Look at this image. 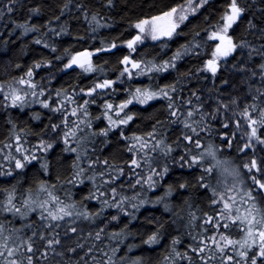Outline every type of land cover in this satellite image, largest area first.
Here are the masks:
<instances>
[{
	"label": "snow or ice",
	"instance_id": "snow-or-ice-1",
	"mask_svg": "<svg viewBox=\"0 0 264 264\" xmlns=\"http://www.w3.org/2000/svg\"><path fill=\"white\" fill-rule=\"evenodd\" d=\"M19 2L0 0L5 43L19 29L49 51L12 64L17 74L0 80L7 114H0V264H145L142 255H129L133 249L159 250L155 264H264V44L231 31L250 6L225 0L218 19L205 15L190 40L160 58L137 54L149 41L167 48L213 0H168L162 8L142 0L127 38L101 37L87 47L81 42L111 28L101 10L115 8V0H63L43 23L32 22L38 4L15 19ZM72 20L87 32L77 31L78 49L61 51L57 40L72 35ZM248 26L257 27L251 20ZM101 56L117 57L114 78L94 63ZM190 56L207 58L195 72H180L178 62ZM77 69L78 78L92 74L91 83L53 86ZM172 71V82L152 83ZM136 77L150 83L118 97L117 84ZM193 80L204 86L191 87ZM153 103L162 104L161 118H151L147 130L132 129L140 106ZM33 105L39 110L29 111ZM229 150L239 163L223 156ZM142 210L147 225L133 228Z\"/></svg>",
	"mask_w": 264,
	"mask_h": 264
},
{
	"label": "trees",
	"instance_id": "trees-1",
	"mask_svg": "<svg viewBox=\"0 0 264 264\" xmlns=\"http://www.w3.org/2000/svg\"><path fill=\"white\" fill-rule=\"evenodd\" d=\"M63 0H20V2L17 4V12L15 15V19L17 20H23L27 18L28 9L35 5H40L41 7V14L39 17L35 18L34 21L36 23H43L44 20L49 19L54 14H59V7L58 5L62 3ZM116 6L112 9H103L101 10V15H107L110 16L112 19L108 21V23L111 25V28H102L99 29L96 34V40H88L87 42H81L83 43V46L87 47L92 44H95L96 46H99L100 44V38L106 37L111 38L113 36H117L120 33H124V35L121 38H127V33L125 32V29L127 28V23L129 19L134 18L136 14L140 11L139 5L142 3V0H115ZM241 4L243 6H250L248 7V10L245 12V14L242 16L241 20L234 25L232 31V34L236 37H243L247 39L250 43L254 44L256 47H259L261 44H264V40L259 39L261 35L262 29H264V2L262 0H240ZM168 3V0H158V6L163 7L164 4ZM225 3V0H213L212 6L210 8L204 9L203 12L198 14L194 19H192L191 23L187 25L186 28L183 29L182 35L175 37L172 41H169L167 48H161L160 45L153 46V43L149 41L147 44L144 45V47L140 48V53L137 54L138 56L140 54H143L147 51L149 56H155L159 55L160 58H168L171 56V54L176 50L179 44H182L185 42L186 39H191V32L195 29L194 26L198 25L199 27L204 26V16L211 14L212 21L219 18V15L221 14L223 10V5ZM23 5V7H21ZM144 10H147V5L144 6ZM72 15H75V12L72 13ZM124 17V19H122ZM251 20L257 27L250 29L248 26V21ZM212 21H209L211 23ZM7 23V21H5ZM11 27V25H8ZM72 35H65L62 38H59L57 40V43L60 46L61 51H63L64 47H67L68 45H75L78 49L80 47V44L77 43L75 40V35L77 31L84 35L87 32V25L81 22H76L75 20H72V23L70 25ZM34 34L30 33L26 37L20 36V30L17 29L16 33L11 37V40L13 41L12 44H6L5 38L8 37V32L5 31V28L2 24H0V80H7L11 75H16L17 73L15 70L11 67L12 64L16 62H21L24 64L30 63L33 59L39 58L41 54L47 55L49 50L40 48L34 44L31 43L32 36ZM124 51H127L124 49ZM60 53H57L59 55ZM210 55V49L209 53ZM206 56H202L200 58L196 57H185L183 60L178 62L179 70L180 72L187 71L191 69L193 72H195V69L199 67L203 60L206 59ZM105 61H107V64H105ZM116 56H101L99 58L94 59V63L98 65H103L108 69L107 75L111 78H114L115 75L118 74V67H116ZM59 67V66H57ZM80 70L77 69L75 72H70L67 75H62L59 77L58 80L53 81L54 87H59L61 84L64 85H70L79 79V83L81 85L89 84L93 80V75L84 73L79 78L77 76V73ZM45 73L41 72L40 76H44ZM223 75V74H222ZM162 76V78H160ZM177 76V73L175 71H172L168 74H159L158 77H154L152 80V83H170L173 79H175ZM210 77V74H209ZM39 79V77H37ZM242 77L241 75H234L232 77V83L236 85L238 89H243L245 85L241 83ZM150 83L149 79L147 77H136L131 85L125 83L123 85L117 84V88L121 89V92L117 93L118 97H122V89L127 88L129 86L135 87L137 84L146 85ZM212 83L211 78L207 81V84L210 86ZM217 84H219V81H217ZM191 87L196 86H204L203 81H199V84L197 81L193 80ZM228 89H225V92H227ZM187 95V91L184 93ZM238 94L237 92H233V95ZM102 102V101H101ZM118 102V101H117ZM151 103V102H150ZM144 109V111L141 112V114L137 117L136 124H133L132 129H136L137 125H139V129L141 131L147 130L148 127H150V124L153 122L151 118L159 119L161 118L158 109L162 108V104L160 103H153L151 107L148 106H140ZM32 110H39L38 105H33ZM136 110V109H134ZM93 115L96 114L98 111L97 106H92ZM0 114H3L6 116V113H3L2 108H0ZM18 114V111H17ZM27 120V116H24L21 120V126H23L24 122ZM35 123V122H33ZM102 126V125H101ZM130 129V130H132ZM6 129L3 126V121L0 120V133H4ZM2 138V137H0ZM115 148L116 146L113 145ZM109 151H112V149H109ZM107 154V153H106ZM222 154L224 157L231 156L236 163H239V160L236 159L235 153L231 150L229 151H222ZM130 194V193H129ZM79 198V197H77ZM177 207L180 206V201H175ZM203 206V205H202ZM151 207V206H147ZM159 207V206H157ZM143 215L140 216L139 221L133 222V228L140 224L147 225V220L145 219L148 216V212H144L142 210ZM158 214V213H157ZM138 242V240H137ZM130 256H140L142 255L145 259V264H155L156 260L159 257V250L155 252H148V251H141V249H133L131 253H129Z\"/></svg>",
	"mask_w": 264,
	"mask_h": 264
}]
</instances>
